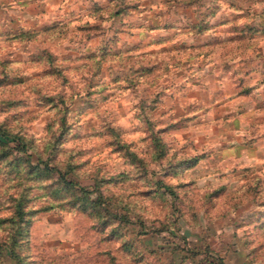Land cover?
I'll return each instance as SVG.
<instances>
[{"label": "rangeland", "instance_id": "obj_1", "mask_svg": "<svg viewBox=\"0 0 264 264\" xmlns=\"http://www.w3.org/2000/svg\"><path fill=\"white\" fill-rule=\"evenodd\" d=\"M0 126V264H264V0H0Z\"/></svg>", "mask_w": 264, "mask_h": 264}, {"label": "clouds", "instance_id": "obj_2", "mask_svg": "<svg viewBox=\"0 0 264 264\" xmlns=\"http://www.w3.org/2000/svg\"><path fill=\"white\" fill-rule=\"evenodd\" d=\"M210 131V128H209ZM101 193L95 190H89L88 198L90 201H95L99 199ZM195 213V215H193ZM185 216H191L192 219L180 220V222L175 225L177 228H180L182 231L187 230L192 235L189 237L190 240H196L197 235H211V233L215 232L214 239L219 243L221 240L227 239L229 236L233 234L232 227V218L237 216V211L233 210L231 207L227 209L225 216H220L219 214L208 215L205 214L202 210L192 209L191 207L185 208ZM2 243H11V237L8 233L0 231V244ZM170 243V241H165V245ZM153 247L157 249L160 247V242L155 241ZM60 264H76V261H66L63 258H59Z\"/></svg>", "mask_w": 264, "mask_h": 264}, {"label": "trees", "instance_id": "obj_3", "mask_svg": "<svg viewBox=\"0 0 264 264\" xmlns=\"http://www.w3.org/2000/svg\"><path fill=\"white\" fill-rule=\"evenodd\" d=\"M11 137V133L10 131L6 130L5 128H3L2 126H0V142L1 143H6L8 142L10 139H13L15 138L14 136H12L13 138H10ZM19 147H22L24 148L26 144H24L25 142L22 141V139H19ZM41 162L42 160L39 159L38 162ZM41 163H44V165L42 166L43 167V170L47 171V172H55L58 174L59 178H61L64 182H67V183H71V184H76L75 182H73L72 180H67L65 178V175H64V172L61 171V169H59L57 166H51L49 165L48 163L46 162H41ZM18 207V213H21V210H20V204L17 205Z\"/></svg>", "mask_w": 264, "mask_h": 264}]
</instances>
